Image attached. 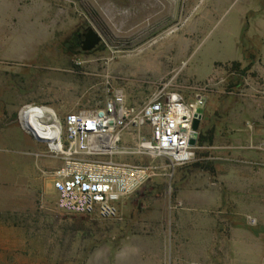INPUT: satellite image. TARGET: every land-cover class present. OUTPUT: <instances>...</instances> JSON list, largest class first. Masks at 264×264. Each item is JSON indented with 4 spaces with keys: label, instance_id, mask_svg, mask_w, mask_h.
Returning <instances> with one entry per match:
<instances>
[{
    "label": "rangeland",
    "instance_id": "obj_1",
    "mask_svg": "<svg viewBox=\"0 0 264 264\" xmlns=\"http://www.w3.org/2000/svg\"><path fill=\"white\" fill-rule=\"evenodd\" d=\"M246 6L255 12L264 7V0H157L155 27L148 16L128 24L109 16L106 24L116 39L104 41L98 52L77 55L66 41L89 19L79 2L0 0V127L12 128L0 131V264L148 263L146 249L162 226L163 219L157 217L174 194L175 176L181 170L199 171L195 163L213 172V142L196 143L192 161L175 172L172 182L154 178L120 205L116 219L102 221L57 209L56 197L45 184L60 161L14 117L26 105L44 106L54 110L63 125L65 115L101 109L116 91L123 93L128 109L139 111L167 87L187 104L204 98L198 135L207 136L217 116L230 109L233 115L251 113L264 99V58L247 53L239 67L226 63L232 59V41L241 23L259 24L247 28L243 43L261 46L257 38L264 37V25L253 16L258 14L239 17V8ZM97 12L106 18L104 11ZM232 121V126L241 124ZM20 129L27 139L16 132ZM146 135L143 127L123 130L118 149L128 154L117 158L138 162L133 151ZM236 205L238 212H249L255 204ZM250 212L228 222L232 227H260L254 217L258 212Z\"/></svg>",
    "mask_w": 264,
    "mask_h": 264
},
{
    "label": "crops",
    "instance_id": "obj_2",
    "mask_svg": "<svg viewBox=\"0 0 264 264\" xmlns=\"http://www.w3.org/2000/svg\"><path fill=\"white\" fill-rule=\"evenodd\" d=\"M243 8H239L242 10L239 17L257 13L253 15L255 23L264 25V7L255 12L249 10V6ZM253 25L241 23L238 26L232 41V59L226 63H243L247 53L264 58L262 35L257 38L261 43L257 48L243 43L247 28ZM261 101L260 108L252 109L251 113L233 115L230 109L225 115L217 116L211 147L213 172L181 170L177 173L174 194L167 198L163 214L157 217L163 219L159 221L162 226L158 225L155 242L146 249L147 264H264V214H261L264 207V99ZM232 119L241 124L232 126ZM245 123L254 125L245 128ZM0 131H12V128L0 127ZM21 131L16 130L27 139V134ZM52 180L46 182L45 188L52 191L57 201ZM236 201L255 204L249 212H258L254 217L260 227H232V222H228L232 217L250 215L246 208L238 212Z\"/></svg>",
    "mask_w": 264,
    "mask_h": 264
},
{
    "label": "built area",
    "instance_id": "obj_3",
    "mask_svg": "<svg viewBox=\"0 0 264 264\" xmlns=\"http://www.w3.org/2000/svg\"><path fill=\"white\" fill-rule=\"evenodd\" d=\"M203 105L202 96L187 104L179 94L162 87L139 111L128 109L123 93L116 91L101 109L65 115L52 142L56 148L44 142L60 161L52 174L57 209L111 221L118 217L120 205L149 181L161 176L170 182L175 169L193 159L192 122ZM129 127L147 129L133 151L138 162L117 158L128 154L118 144Z\"/></svg>",
    "mask_w": 264,
    "mask_h": 264
},
{
    "label": "flooded vegetation",
    "instance_id": "obj_4",
    "mask_svg": "<svg viewBox=\"0 0 264 264\" xmlns=\"http://www.w3.org/2000/svg\"><path fill=\"white\" fill-rule=\"evenodd\" d=\"M82 8L87 12L89 19L81 23L71 34L67 37V48L77 55H90L104 49V41L111 43L116 39L111 31L108 29L106 21H116L118 24H128L137 22L143 17L148 16V19L156 25V11L155 7L157 0H76ZM97 10L104 11L106 18H102ZM139 12H144L143 16H139ZM125 13V14H123ZM111 20H110V18ZM105 19V20H104ZM96 31L101 37L100 44L90 52H84L82 47L86 41V35L90 29ZM155 30V28H153ZM151 31V30H150ZM140 37V36H139Z\"/></svg>",
    "mask_w": 264,
    "mask_h": 264
},
{
    "label": "bare ground",
    "instance_id": "obj_5",
    "mask_svg": "<svg viewBox=\"0 0 264 264\" xmlns=\"http://www.w3.org/2000/svg\"><path fill=\"white\" fill-rule=\"evenodd\" d=\"M27 109L21 114L22 125L26 126L42 142L51 145V149L56 148L52 142L61 130L56 113L47 107L31 106Z\"/></svg>",
    "mask_w": 264,
    "mask_h": 264
},
{
    "label": "water",
    "instance_id": "obj_6",
    "mask_svg": "<svg viewBox=\"0 0 264 264\" xmlns=\"http://www.w3.org/2000/svg\"><path fill=\"white\" fill-rule=\"evenodd\" d=\"M101 40L102 39L99 36V34L91 28L88 31V34L86 35V41L84 42L82 50L84 52H90V51L94 50L100 44ZM20 114H21V112L20 113L18 112V114L14 117V119L18 121V123L21 126V128L25 132L30 134L36 141L42 142V140L37 138L33 132L28 130V128L26 126L22 125V123L20 122ZM201 119H202V115L201 114H195L194 115V120L192 122V131H193V133H192V138L189 141V145L190 146L195 147V145L197 143L198 129H199V125H200Z\"/></svg>",
    "mask_w": 264,
    "mask_h": 264
},
{
    "label": "trees",
    "instance_id": "obj_7",
    "mask_svg": "<svg viewBox=\"0 0 264 264\" xmlns=\"http://www.w3.org/2000/svg\"><path fill=\"white\" fill-rule=\"evenodd\" d=\"M231 65H233V67L235 68V67H239L240 63L234 61V62L231 63ZM212 142H213V131H209L207 136L204 133H202V132L199 133L198 138H197V144L199 146H202V145H205V144L210 146V145H212ZM179 168L180 167L175 169L174 174H175V172L178 171ZM193 168H196L197 170H209L208 166H206L203 163H195L193 165ZM174 174H173L172 180L170 182L173 181Z\"/></svg>",
    "mask_w": 264,
    "mask_h": 264
}]
</instances>
